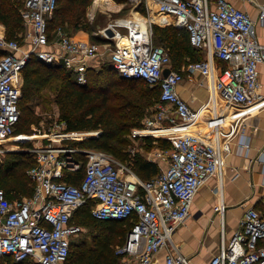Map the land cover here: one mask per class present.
I'll return each mask as SVG.
<instances>
[{
    "label": "built area",
    "instance_id": "1",
    "mask_svg": "<svg viewBox=\"0 0 264 264\" xmlns=\"http://www.w3.org/2000/svg\"><path fill=\"white\" fill-rule=\"evenodd\" d=\"M129 1L143 5L148 13L153 9L170 17L169 21L188 32L191 45L205 54L201 60L174 70L166 47L155 45L152 23L147 19L110 24L107 27L112 28V36L106 33L107 27L95 33L109 46L117 41L110 46L109 62L118 74L160 88L154 112L143 119L141 127L131 130L130 137L161 138L150 133H159L162 128L186 131L164 138L171 141V148L160 149L147 159L160 163L159 159L167 157L168 161L160 164L158 176L143 181L108 152L65 143L82 137L65 131V121L56 122L48 142L30 150L35 164L27 169V176L34 185L33 194L9 199L0 186V260L10 257L17 263L65 264L73 239L85 231L72 218L92 202L91 213L99 220L136 216L126 243L117 249L124 264H151L153 256L168 246H172L166 257L168 264H191L174 245V234L190 218L198 190L213 177L222 182L237 133L236 123L229 121L232 113L264 101L260 69L264 66V44L256 34V22L264 25V4H258L255 21L231 0ZM57 2L24 0L22 43L7 39L0 29V52L5 51L0 53V160L10 150L4 141L14 135L20 120L23 69L28 61L35 57L47 64H60L84 85L91 63L101 53L98 41L75 37L63 26L49 34L48 19L53 17ZM167 68L170 73L164 77ZM194 73L208 81L210 98L204 111L192 108L177 90L184 77ZM240 147L247 154L249 142L243 141ZM78 154L86 162L82 176L73 183L65 180V174L82 168ZM224 209L222 200L215 205L218 212ZM262 240L264 198L262 208L245 213L240 228L208 264H264Z\"/></svg>",
    "mask_w": 264,
    "mask_h": 264
},
{
    "label": "trees",
    "instance_id": "2",
    "mask_svg": "<svg viewBox=\"0 0 264 264\" xmlns=\"http://www.w3.org/2000/svg\"><path fill=\"white\" fill-rule=\"evenodd\" d=\"M92 1L58 0L53 17L48 19L49 34L51 35L59 26L79 28ZM23 5V0H0V25L5 29V36L7 39H17L20 43L23 42L25 31L21 17ZM142 10L146 12L144 8ZM172 23L170 21L165 26L156 24L153 39L155 45L166 47L170 58L171 56L174 58L172 68L180 70L188 58L193 60L190 62L198 61L202 59V54L191 45L188 32ZM182 31H185L186 35L181 34ZM1 52L5 53L3 50ZM23 75L22 96L19 101L21 115L14 131L15 135L26 133L32 124L38 123L40 117L36 113L37 107L42 113L56 110L58 120L66 122L67 132L99 130L98 136L66 140L65 143L82 149L103 150L115 159L118 157L129 160L132 170L143 181H150L160 174L161 167L158 161L148 160L141 155L130 159L131 155L127 151L130 144L127 136L133 128L141 127L143 119L154 112L155 105L160 99L159 87H151L143 79H132L118 74L110 62L99 70L90 68L88 82L84 85L78 84L74 74L64 66L47 64L35 57L28 61L23 69ZM136 139L148 144L158 143L160 149H170L172 146L171 141L164 138L143 136ZM8 154L22 158H30L31 155L29 152ZM78 157L82 161V168L78 172H66L65 180L69 182H78L83 174L86 160L81 154H78ZM20 163L21 161L16 160L7 161L6 164L0 161V186L9 199L30 197L34 191V185L26 173L27 169L35 164V159L33 157L31 162L29 159L25 161V164L29 165L23 177L21 174L17 175L16 167ZM92 204L88 202L78 209L72 222L83 227L86 225L93 243L81 241L72 250V242L70 255L65 264H124L123 256L117 254L114 246L121 247L126 243L136 216L123 220H99L91 213ZM85 215L89 218L82 221L81 218ZM5 262L27 264L28 261L17 263L10 257L1 258L0 263Z\"/></svg>",
    "mask_w": 264,
    "mask_h": 264
},
{
    "label": "crops",
    "instance_id": "3",
    "mask_svg": "<svg viewBox=\"0 0 264 264\" xmlns=\"http://www.w3.org/2000/svg\"><path fill=\"white\" fill-rule=\"evenodd\" d=\"M231 1L237 7L248 11L255 21L258 19L260 10L258 4H264V0ZM155 17L157 20L163 18L158 13ZM0 26L5 33L4 27ZM256 34L259 41L264 44V25L258 22H256ZM78 38L89 39L84 36ZM100 51L95 62L104 57L103 54L106 51L102 46ZM201 54L204 58L205 54L203 52ZM260 69L262 71L261 81L264 83V66L261 65ZM177 90L192 108L203 111L207 108L210 98L208 81L199 73L186 75L179 83ZM262 92H264V87ZM258 105L260 104L232 113L230 116V123H236L238 118L246 112L249 113L239 123H236L237 133L232 141V153L226 159L222 182L219 183V179L213 177L198 190L192 204L190 218L174 234V245L181 254L190 259L191 264H208L211 258L220 251L222 244L226 243L240 228L245 213L250 208H262L264 198V105L259 107ZM172 128L177 129L176 132L160 133L162 128L158 131L159 133L152 131L150 134L168 138L170 135L186 131L180 127ZM72 132H75L73 136L82 137L81 139L96 136L93 134L96 131ZM83 135L86 136L83 137ZM246 140L249 142L247 154L246 149L242 150L240 147V143ZM162 160L159 159L161 165L165 164ZM221 200L225 205L222 213L215 210V205ZM171 250L172 246L159 250L153 256L151 264H168L166 257Z\"/></svg>",
    "mask_w": 264,
    "mask_h": 264
},
{
    "label": "rangeland",
    "instance_id": "4",
    "mask_svg": "<svg viewBox=\"0 0 264 264\" xmlns=\"http://www.w3.org/2000/svg\"><path fill=\"white\" fill-rule=\"evenodd\" d=\"M24 1V0H23ZM115 3V4H114ZM143 5L139 4V3H133L130 2L129 0H126L125 2H116L115 0H112V5L108 6V7H95L94 5V0L92 1L91 5L88 7L87 12L85 14L84 19L81 22V26L79 28H74V27H70V26H66L68 28H66V30L73 36H77V37H86L89 38L91 40H95V41H100L101 38L100 36H95L96 38H94V35L96 32L101 31L103 29H105L107 26H109L110 24H113L115 22H119V21H123V19H132L133 17H135L133 15V12H139V16L141 17L142 20H149L152 23V27H153V31H154V26L156 24L165 26L167 24H169V19L170 17L168 16H164L161 15L163 18H161V20H157V18L155 17L156 13L155 10L152 9V12L150 11V13H148L146 10V12H143L142 10ZM86 23V25L84 24ZM83 24V26H82ZM173 25H175L174 23H172ZM124 35L126 34V30L122 29ZM181 34L186 35L185 31H182ZM81 35V36H79ZM101 46L104 48V57L101 58L98 61H93L91 63V67L90 68H95V69H101V67H103V65H108L109 63V55H110V46L113 48L117 41H113L110 46L107 45L108 43L106 41L101 40ZM158 43V42H157ZM200 54V53H199ZM201 56V54H200ZM174 58L171 56V63L172 65L174 64ZM190 61H193L192 59L188 58V61L186 63H184L183 65H181V68L185 65H187ZM89 68V69H90ZM114 74V73H113ZM114 77H117V75H114ZM220 104H224L221 100ZM240 110H245L248 108H243L240 107ZM240 110H237V112H240ZM36 113L38 114V116L40 117V120L38 121V123L36 124H32L31 128L29 130H27L26 133L23 134H17V135H12L9 140L4 141L5 145L7 147L10 148V150H8L5 155H1V159L0 160L2 163H7V161L10 160H16V161H21L20 164L17 165L16 169L17 172L19 174H21L20 176L23 177V174H25V170L28 167L29 164H25V161H27L28 159L30 160V162L33 159V154L30 150H33L36 146L38 145H44L46 144L47 138L52 136V128L53 125L60 121L58 120V114L56 112V110H54L53 112H40V109L37 107L36 109ZM249 113L246 112V114L242 115L240 118H238L236 120V123L243 119L245 115H248ZM235 124V123H233ZM236 129V128H235ZM96 132H99L96 131ZM131 133V132H130ZM130 140V144L127 146V151L130 153L131 157L130 159H132V157L136 156V155H141L145 158H152L153 155H157V152L160 150V147L158 146V143H152V144H148L145 143L144 141H142L141 139H133L129 136H127ZM9 152H29L31 155L30 158H22V157H18L16 155L13 154H8ZM156 157V156H155ZM162 162L167 163L168 158L164 157L162 158ZM25 160V161H24ZM117 161H119L122 165L128 166L131 168L130 165V161L129 160H124L121 158H116ZM24 161V162H23ZM27 177V176H26ZM29 178V177H28ZM89 218L88 215H85L84 217H82V221L87 220ZM85 231H83L81 234H79L78 236H76L73 239V246H72V250H74L76 248V244L81 242V241H87L88 244H92V240L90 238V234L88 233V228L85 225ZM260 245H264V240L261 241ZM120 246H114V249H118ZM30 263H34L33 261H28L27 264Z\"/></svg>",
    "mask_w": 264,
    "mask_h": 264
},
{
    "label": "bare ground",
    "instance_id": "5",
    "mask_svg": "<svg viewBox=\"0 0 264 264\" xmlns=\"http://www.w3.org/2000/svg\"><path fill=\"white\" fill-rule=\"evenodd\" d=\"M94 5H95V7H108V6L112 5V0H94ZM133 15L135 16L132 18L134 21H141L142 20L141 17L139 16L140 15L139 13L133 12ZM119 22H124V20L119 21ZM219 103H220V101H219ZM257 104L264 105V101L258 102ZM257 104H254V105H257ZM173 129H174V131H173ZM176 130L177 129H175V128L163 129L160 133L165 134V133H168L170 131H171V133H173V132H176Z\"/></svg>",
    "mask_w": 264,
    "mask_h": 264
},
{
    "label": "water",
    "instance_id": "6",
    "mask_svg": "<svg viewBox=\"0 0 264 264\" xmlns=\"http://www.w3.org/2000/svg\"><path fill=\"white\" fill-rule=\"evenodd\" d=\"M105 31H106V33H107L108 35H110V36H112L113 33H114L113 30H112V28H110V27H107ZM99 39H101V38H99ZM169 73H170V68L165 69V70H164V77L168 76Z\"/></svg>",
    "mask_w": 264,
    "mask_h": 264
}]
</instances>
